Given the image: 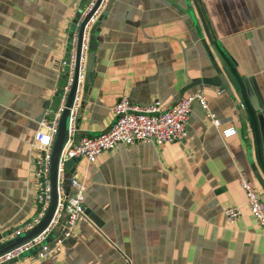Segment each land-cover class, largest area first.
<instances>
[{
  "label": "crops",
  "instance_id": "0c3cea01",
  "mask_svg": "<svg viewBox=\"0 0 264 264\" xmlns=\"http://www.w3.org/2000/svg\"><path fill=\"white\" fill-rule=\"evenodd\" d=\"M87 1L0 0V238L35 215L33 142L58 105L68 32ZM96 28L77 136L108 129L123 95L172 106L203 90L221 124L195 102L180 141L76 158L61 186L84 183L86 218L60 250L5 264H264L238 181L241 170L264 199L251 168L264 178V0H114ZM228 206L241 210L232 222Z\"/></svg>",
  "mask_w": 264,
  "mask_h": 264
},
{
  "label": "built area",
  "instance_id": "2783aa9c",
  "mask_svg": "<svg viewBox=\"0 0 264 264\" xmlns=\"http://www.w3.org/2000/svg\"><path fill=\"white\" fill-rule=\"evenodd\" d=\"M108 1L88 0L68 32V49L60 61L63 82L58 90V105L50 116L42 117L33 142L36 150L34 159V176L37 181L36 212L29 222L0 238V244L33 228L46 213L51 194L50 167L53 142L76 75V90L72 106L69 108L67 123L68 139L61 151L58 166V199L53 216L41 233L0 256V264L19 259L26 253H33L34 258H42L60 250L64 242L73 236L76 224L86 218L84 183L71 177L70 192L68 194L62 192L64 163L68 159L85 158L88 162H94L101 152L110 150L118 144H132L139 141L162 144L180 141L186 136V123L195 102L205 111L215 127L221 124V119L210 110L203 90H198L189 96H180L172 106H164L157 100L145 105L137 104L123 95L113 106V121L108 129L97 135H76L77 113L84 92L92 29L100 21ZM81 28L83 29L77 64V46ZM235 132V128H227L222 131V135L230 136ZM238 181L245 194L246 204L264 234V199L254 183L241 170H238ZM224 213L232 222L240 216L241 210L238 206H228L224 209Z\"/></svg>",
  "mask_w": 264,
  "mask_h": 264
},
{
  "label": "water",
  "instance_id": "95a60500",
  "mask_svg": "<svg viewBox=\"0 0 264 264\" xmlns=\"http://www.w3.org/2000/svg\"><path fill=\"white\" fill-rule=\"evenodd\" d=\"M113 1L114 0L108 1L102 17H104L108 13V11L110 10V8L112 6ZM96 27H97V25L92 29V36H91L90 43H89V52L87 54L86 73H85V80H84L85 86L90 81L92 68H93L94 51L96 49V43H95L94 35L96 32H98V29ZM82 29L83 28H81V30H80V36H79L78 46H77V59H76L77 64H78L79 53H80ZM77 64H76V70H77ZM221 78H222V84H223L225 90L230 92V86L228 84V81L223 76ZM75 90H76V75H75V79H74L71 91H70L68 98H67L66 108L63 111L61 118L59 120L58 131H57V134H56L54 142H53L52 154H51V167H50L51 194H50V204L46 210V213L43 216V218L40 220V222L38 224H36L33 228L25 231L21 235L15 237L9 241H6V242L0 244V256L6 254L7 252L11 251L12 249H14L20 245L30 241L33 237H35L36 235L41 233L47 227V225L49 224V222L53 216V213L55 211L56 204H57V199H58V166H59L61 151H62V149H63V147H64V145L68 139L67 123H68V116H69V108L72 106L74 95H75ZM238 96L241 100L246 99V95L242 91H238ZM243 105L247 106V103L244 102ZM74 160L75 159H68L64 163V168L70 169ZM251 168L253 170L254 176L258 180V182H259V184H260V186L264 192V178L257 171L256 165L254 163H252Z\"/></svg>",
  "mask_w": 264,
  "mask_h": 264
}]
</instances>
